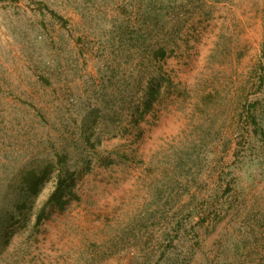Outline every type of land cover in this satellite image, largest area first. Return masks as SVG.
Returning <instances> with one entry per match:
<instances>
[{
  "label": "rangeland",
  "instance_id": "obj_1",
  "mask_svg": "<svg viewBox=\"0 0 264 264\" xmlns=\"http://www.w3.org/2000/svg\"><path fill=\"white\" fill-rule=\"evenodd\" d=\"M0 264H264V0H0Z\"/></svg>",
  "mask_w": 264,
  "mask_h": 264
},
{
  "label": "trees",
  "instance_id": "obj_2",
  "mask_svg": "<svg viewBox=\"0 0 264 264\" xmlns=\"http://www.w3.org/2000/svg\"><path fill=\"white\" fill-rule=\"evenodd\" d=\"M157 93L158 91L155 89L150 90L149 95H148L149 99L147 101L148 106L152 104L153 97ZM66 196H77L75 193V185L73 184V179L60 178L56 190L51 195L48 201V205L57 207L60 210H64L65 205H66V202L64 201V199ZM46 217H47L46 210H43V212L39 216V221L41 222Z\"/></svg>",
  "mask_w": 264,
  "mask_h": 264
}]
</instances>
